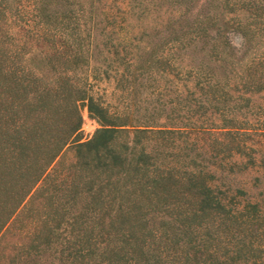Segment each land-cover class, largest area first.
<instances>
[{
  "label": "trees",
  "instance_id": "trees-1",
  "mask_svg": "<svg viewBox=\"0 0 264 264\" xmlns=\"http://www.w3.org/2000/svg\"><path fill=\"white\" fill-rule=\"evenodd\" d=\"M99 1L0 0V246L11 231L15 238L0 263L48 255L52 264H264L262 204L222 182L264 172V101H255L264 100V0H215L194 28L174 32L170 53L210 44L205 63L186 68L155 48L144 64L127 59V44L111 43L91 18L87 25ZM232 5L239 21L229 28ZM40 41L52 86L21 65L25 45ZM102 51L116 56L114 73L131 92L139 79L155 83V71L170 83L183 76L185 99L157 103L153 88L152 107L110 114L70 76ZM84 102L99 123L87 141ZM68 147L74 162L57 163Z\"/></svg>",
  "mask_w": 264,
  "mask_h": 264
},
{
  "label": "rangeland",
  "instance_id": "rangeland-1",
  "mask_svg": "<svg viewBox=\"0 0 264 264\" xmlns=\"http://www.w3.org/2000/svg\"><path fill=\"white\" fill-rule=\"evenodd\" d=\"M225 1L231 4L238 2V0ZM213 3L215 6L218 5V3H215V0H100L98 4L96 3L93 12L86 14L85 19L88 27L90 24L88 18H91V22L93 20L97 23L99 22L98 26L100 30L104 29V32H112L110 34L111 43L115 45L121 43V46L127 44V59L134 62V64L140 61L144 64L149 58L151 48H155L157 55H161L165 51L163 56H166L169 52L171 57L167 58L168 61L174 62L176 60L177 62H181V66L186 68L192 62L196 65L198 61L204 62L207 60L206 55L210 52V44L206 43L205 40H199L192 43L188 48H178V50L170 53L168 48L165 50V46H167L165 43L172 36H175L173 35L175 34L174 32L177 33L176 36H179L178 30L187 32L188 29L194 28L196 26L195 23L201 20L208 11L213 9ZM229 4L227 5L229 6ZM226 9L228 13L227 11H224V13L234 21L228 27L233 28L239 21L236 16L238 13L236 11L232 14L230 13L233 10H238V7L232 5L226 7ZM229 37L234 46L239 47L241 45L242 40L238 34H231ZM105 42L106 40L103 39V36L99 35L97 43L102 45ZM116 47V50L119 52L121 47ZM256 48L257 45H252L248 52H244V55L250 58L256 51ZM45 52H49L46 43L44 44L42 41L27 43L24 51L25 56L22 58L21 65L24 69L32 71L41 77L43 82L48 86H52V79L55 75L52 70V63H48L50 58L44 54ZM239 57H241V54ZM96 59L97 61L91 62L89 67L80 64L79 68L75 69L70 76L78 86L85 88L88 94L93 96L114 116L123 115L132 104L141 108L152 107L154 103L152 102L153 98L150 93L153 88L160 90L159 101L157 102L160 104H169L171 101L172 103H179L180 99L185 97L186 91L180 85L183 82V76L177 75L176 80L178 81L170 83L160 77L161 73L158 75L153 71L151 74L156 78L155 83L139 79L137 83L133 84V91L131 92L129 89L130 85L125 81H118L120 77L114 73L116 69L120 70V72L122 70V67L117 65L115 55L106 54L105 51H102ZM159 69L163 68L160 67ZM177 72L176 70L175 73ZM255 101L261 103L264 100L255 97ZM86 104L84 102L80 105V113L83 119L81 127L82 141L90 140L96 129L99 128L98 121L89 115ZM171 105L177 106V104ZM173 118H175L174 115L168 121L172 122ZM74 160V150L72 147H68L56 162L69 165ZM225 177L222 180L225 187L231 189L241 188L246 192L244 198L250 201L258 200L264 208L263 171L255 169L241 170L234 174H227ZM12 233L13 231L6 234L1 241L0 262L6 260V254L13 248L12 243L15 238L12 236ZM45 257L46 260H42L41 264H52V257L48 255Z\"/></svg>",
  "mask_w": 264,
  "mask_h": 264
}]
</instances>
